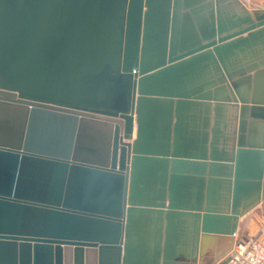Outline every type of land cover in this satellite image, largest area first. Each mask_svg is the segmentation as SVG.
I'll list each match as a JSON object with an SVG mask.
<instances>
[{
    "label": "water",
    "instance_id": "obj_1",
    "mask_svg": "<svg viewBox=\"0 0 264 264\" xmlns=\"http://www.w3.org/2000/svg\"><path fill=\"white\" fill-rule=\"evenodd\" d=\"M264 205V7L0 0V264H200Z\"/></svg>",
    "mask_w": 264,
    "mask_h": 264
},
{
    "label": "crops",
    "instance_id": "obj_2",
    "mask_svg": "<svg viewBox=\"0 0 264 264\" xmlns=\"http://www.w3.org/2000/svg\"><path fill=\"white\" fill-rule=\"evenodd\" d=\"M252 236L264 241V205H259L244 215L240 219L238 235L234 238L219 239L215 249L204 256L200 264H225V259L236 242Z\"/></svg>",
    "mask_w": 264,
    "mask_h": 264
},
{
    "label": "built area",
    "instance_id": "obj_3",
    "mask_svg": "<svg viewBox=\"0 0 264 264\" xmlns=\"http://www.w3.org/2000/svg\"><path fill=\"white\" fill-rule=\"evenodd\" d=\"M243 1L247 5L250 3V0ZM225 264H264V241L254 236L238 240Z\"/></svg>",
    "mask_w": 264,
    "mask_h": 264
},
{
    "label": "rangeland",
    "instance_id": "obj_4",
    "mask_svg": "<svg viewBox=\"0 0 264 264\" xmlns=\"http://www.w3.org/2000/svg\"><path fill=\"white\" fill-rule=\"evenodd\" d=\"M250 7L264 6V0H250L248 4Z\"/></svg>",
    "mask_w": 264,
    "mask_h": 264
}]
</instances>
